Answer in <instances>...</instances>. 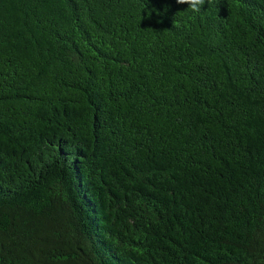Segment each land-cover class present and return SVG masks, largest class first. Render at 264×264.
<instances>
[{
	"label": "trees",
	"instance_id": "1",
	"mask_svg": "<svg viewBox=\"0 0 264 264\" xmlns=\"http://www.w3.org/2000/svg\"><path fill=\"white\" fill-rule=\"evenodd\" d=\"M0 264H264V0H0Z\"/></svg>",
	"mask_w": 264,
	"mask_h": 264
},
{
	"label": "clouds",
	"instance_id": "2",
	"mask_svg": "<svg viewBox=\"0 0 264 264\" xmlns=\"http://www.w3.org/2000/svg\"><path fill=\"white\" fill-rule=\"evenodd\" d=\"M178 4H187L193 13H199L206 0H176Z\"/></svg>",
	"mask_w": 264,
	"mask_h": 264
}]
</instances>
